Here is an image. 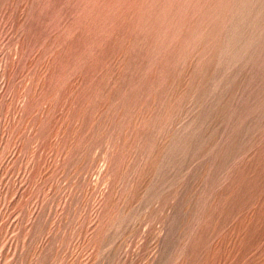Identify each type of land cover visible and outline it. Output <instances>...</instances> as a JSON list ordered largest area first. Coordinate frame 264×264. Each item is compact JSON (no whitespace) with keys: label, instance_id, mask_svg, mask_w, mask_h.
Returning a JSON list of instances; mask_svg holds the SVG:
<instances>
[{"label":"rangeland","instance_id":"1","mask_svg":"<svg viewBox=\"0 0 264 264\" xmlns=\"http://www.w3.org/2000/svg\"><path fill=\"white\" fill-rule=\"evenodd\" d=\"M0 264H264V0H0Z\"/></svg>","mask_w":264,"mask_h":264}]
</instances>
